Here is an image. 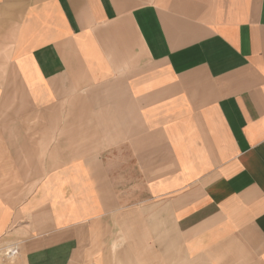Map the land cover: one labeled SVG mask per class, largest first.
<instances>
[{"label":"crops","instance_id":"obj_1","mask_svg":"<svg viewBox=\"0 0 264 264\" xmlns=\"http://www.w3.org/2000/svg\"><path fill=\"white\" fill-rule=\"evenodd\" d=\"M2 239L264 264V0H0Z\"/></svg>","mask_w":264,"mask_h":264},{"label":"rangeland","instance_id":"obj_2","mask_svg":"<svg viewBox=\"0 0 264 264\" xmlns=\"http://www.w3.org/2000/svg\"><path fill=\"white\" fill-rule=\"evenodd\" d=\"M17 255L18 249L16 246H9L7 241L0 240V264H18L16 261Z\"/></svg>","mask_w":264,"mask_h":264},{"label":"bare ground","instance_id":"obj_3","mask_svg":"<svg viewBox=\"0 0 264 264\" xmlns=\"http://www.w3.org/2000/svg\"><path fill=\"white\" fill-rule=\"evenodd\" d=\"M11 256H14V255H11ZM8 258H9V256H8Z\"/></svg>","mask_w":264,"mask_h":264}]
</instances>
